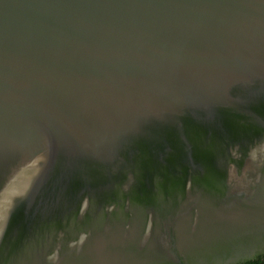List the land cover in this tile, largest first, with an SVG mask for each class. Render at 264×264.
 <instances>
[{
  "label": "water",
  "instance_id": "water-1",
  "mask_svg": "<svg viewBox=\"0 0 264 264\" xmlns=\"http://www.w3.org/2000/svg\"><path fill=\"white\" fill-rule=\"evenodd\" d=\"M264 256V0H0V264Z\"/></svg>",
  "mask_w": 264,
  "mask_h": 264
},
{
  "label": "trees",
  "instance_id": "trees-1",
  "mask_svg": "<svg viewBox=\"0 0 264 264\" xmlns=\"http://www.w3.org/2000/svg\"><path fill=\"white\" fill-rule=\"evenodd\" d=\"M246 264H264V256L259 258L257 261L248 262Z\"/></svg>",
  "mask_w": 264,
  "mask_h": 264
}]
</instances>
